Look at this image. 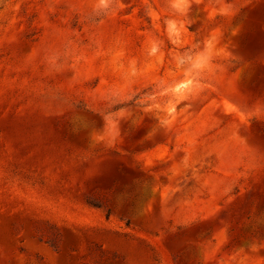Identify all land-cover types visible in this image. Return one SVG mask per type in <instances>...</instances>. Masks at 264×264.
Returning a JSON list of instances; mask_svg holds the SVG:
<instances>
[{
    "label": "rangeland",
    "instance_id": "1",
    "mask_svg": "<svg viewBox=\"0 0 264 264\" xmlns=\"http://www.w3.org/2000/svg\"><path fill=\"white\" fill-rule=\"evenodd\" d=\"M0 264H264V0H0Z\"/></svg>",
    "mask_w": 264,
    "mask_h": 264
},
{
    "label": "trees",
    "instance_id": "2",
    "mask_svg": "<svg viewBox=\"0 0 264 264\" xmlns=\"http://www.w3.org/2000/svg\"><path fill=\"white\" fill-rule=\"evenodd\" d=\"M90 203L93 204V205H95V206H100L98 204L93 203V201H90ZM107 216H109V211H107Z\"/></svg>",
    "mask_w": 264,
    "mask_h": 264
}]
</instances>
